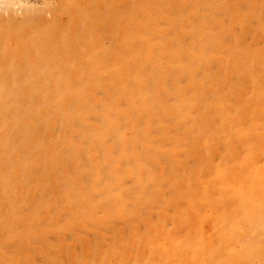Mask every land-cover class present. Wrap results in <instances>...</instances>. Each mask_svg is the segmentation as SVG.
Here are the masks:
<instances>
[{
  "label": "rangeland",
  "instance_id": "374dc122",
  "mask_svg": "<svg viewBox=\"0 0 264 264\" xmlns=\"http://www.w3.org/2000/svg\"><path fill=\"white\" fill-rule=\"evenodd\" d=\"M0 264H264V0H0Z\"/></svg>",
  "mask_w": 264,
  "mask_h": 264
}]
</instances>
